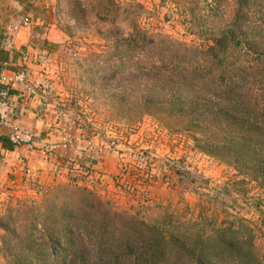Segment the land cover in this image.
Returning <instances> with one entry per match:
<instances>
[{
    "label": "rangeland",
    "instance_id": "374dc122",
    "mask_svg": "<svg viewBox=\"0 0 264 264\" xmlns=\"http://www.w3.org/2000/svg\"><path fill=\"white\" fill-rule=\"evenodd\" d=\"M238 14L262 41L264 0H249L241 9L236 0H0V33L16 32L15 26L31 24L39 15L45 22L36 27L53 29L59 37H34L35 48L23 46L20 55H32L46 67L42 85L56 98L70 131L62 140L66 146L53 148L52 159L25 183L0 187V221L12 198L41 199L52 189L86 186L137 221L159 225L168 238L166 250L183 254L176 264L193 262L187 250L172 244L173 235L189 248L197 246V238L211 240L207 247L213 254L220 251L222 264L240 263L250 249L259 261L253 264H264V180L252 164H239L240 170L205 152L210 136L202 143V132L177 127L173 118L140 114L138 101L157 86L155 79L142 84L136 73L146 55L152 61L154 47L136 40L141 34L155 42L162 38L159 46L166 52L169 45L180 50L167 39L207 48ZM244 48L256 49L247 43ZM11 66L28 77L25 64ZM221 229L234 239L228 250L216 242ZM22 237V229L8 233L0 226V264L14 263Z\"/></svg>",
    "mask_w": 264,
    "mask_h": 264
},
{
    "label": "trees",
    "instance_id": "16d2710c",
    "mask_svg": "<svg viewBox=\"0 0 264 264\" xmlns=\"http://www.w3.org/2000/svg\"><path fill=\"white\" fill-rule=\"evenodd\" d=\"M236 1L240 9L249 5V0ZM239 20L238 14L235 23L211 37L213 44L207 48L167 39L180 50L169 45L166 52L159 46L162 38L155 42V37L141 34L136 40L154 43V47L152 61L146 55L136 73L142 84L155 79L157 86L148 88L152 93L138 100L140 114L161 121L173 118L177 127L202 132V143L211 139L210 146H202L205 152L240 170L239 164H252L253 172L264 180V47H258L264 36L262 41L255 38ZM245 43L256 49H245ZM233 51L238 53L236 58ZM242 52L250 56L244 59ZM8 53L0 47V71L16 70L6 63ZM0 139L5 148L16 145L8 136L0 135ZM49 191L41 199L12 198L9 202L0 226L8 233L22 229L24 235L13 264H176L183 257L166 250L163 241L168 238L159 225L137 221L86 186ZM219 232L216 242L230 249L234 239H228L223 229ZM197 239V246L191 248L177 236L170 241L182 253L187 250L193 264H222L220 251L213 254L207 247L211 240ZM252 253L250 249L238 264L259 263Z\"/></svg>",
    "mask_w": 264,
    "mask_h": 264
},
{
    "label": "crops",
    "instance_id": "0c3cea01",
    "mask_svg": "<svg viewBox=\"0 0 264 264\" xmlns=\"http://www.w3.org/2000/svg\"><path fill=\"white\" fill-rule=\"evenodd\" d=\"M42 22H45L44 18L35 15L31 24L22 26L18 31H7L6 34L4 32L0 33L4 36V38H0V47L9 51L7 65L25 64L28 72L25 81H18L12 85L9 100L10 107L6 118L11 117L16 125L31 133L34 138L32 146L20 144L15 145L14 148H5L0 139L1 188L22 185L26 182L29 173L31 174L32 171L46 166L48 158L52 159L53 157L51 152L53 148L60 149L66 146L65 143L62 145V140L67 138L70 132L65 122L66 118L63 117L64 114L61 112L56 98L54 95H49L50 92L44 89L45 85H42V78L45 76L44 68L46 67L33 62L32 55L24 57L20 55L24 51L21 50L23 46V48L29 46L33 49L35 46L32 42L34 37L43 38L46 36L50 41L58 40L59 37L52 32L53 29L46 31L45 28L36 27ZM36 29L41 32H37ZM3 71L9 78L13 77L15 73L11 68H4L0 73ZM11 132L12 129L9 125L2 124L0 126V135L10 137Z\"/></svg>",
    "mask_w": 264,
    "mask_h": 264
},
{
    "label": "built area",
    "instance_id": "2783aa9c",
    "mask_svg": "<svg viewBox=\"0 0 264 264\" xmlns=\"http://www.w3.org/2000/svg\"><path fill=\"white\" fill-rule=\"evenodd\" d=\"M28 18L25 19L24 24H28ZM19 26H15V30H19ZM26 75L25 72H17L14 73V76L9 78L7 74L3 71L0 73V86L2 87L0 89V95L2 97V100L0 101V126L2 124H7L11 127L12 132L10 135L11 140L16 144H27L29 146H32L34 142L33 135L29 132L24 131L21 127L15 124L13 119L11 117L7 119V112L10 107V88L15 82L18 81H25ZM2 194V190L0 188V195Z\"/></svg>",
    "mask_w": 264,
    "mask_h": 264
}]
</instances>
